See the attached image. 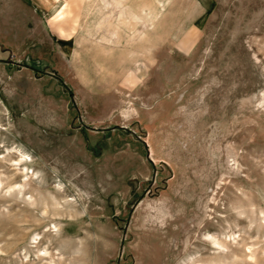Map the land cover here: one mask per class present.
<instances>
[{"label":"rangeland","instance_id":"rangeland-1","mask_svg":"<svg viewBox=\"0 0 264 264\" xmlns=\"http://www.w3.org/2000/svg\"><path fill=\"white\" fill-rule=\"evenodd\" d=\"M0 131V264H264V0H0Z\"/></svg>","mask_w":264,"mask_h":264},{"label":"bare ground","instance_id":"bare-ground-1","mask_svg":"<svg viewBox=\"0 0 264 264\" xmlns=\"http://www.w3.org/2000/svg\"><path fill=\"white\" fill-rule=\"evenodd\" d=\"M4 129V128H3ZM6 131V130H5ZM1 132V131H0ZM2 143V144H1ZM0 148H3V151H2V156L0 157V159H2V161L3 162H6L8 159H7V155L8 154H10V149L5 145V143H3V141L1 142L0 141ZM15 153H16V151H15ZM7 154V155H6ZM28 169V168H27ZM27 172V171H26ZM30 174V173H29ZM31 174H33V173H31ZM25 175V174H24ZM30 176V175H29ZM27 177V176H26ZM36 177V176H35ZM25 178V177H24ZM32 178V177H31ZM29 179H30V177H29ZM24 180V179H23ZM27 180V179H26ZM24 183V182H23ZM29 185V182L28 183H26L25 185H19L20 186V191H19V194H20V196L21 195H25V193H24V188L26 189V186H28ZM16 187V186H15ZM15 187H14V189H15ZM18 189V188H17ZM63 190V189H62ZM55 209H56V207H54ZM45 212H47V210H45ZM46 214V213H45ZM56 228V227H55Z\"/></svg>","mask_w":264,"mask_h":264}]
</instances>
